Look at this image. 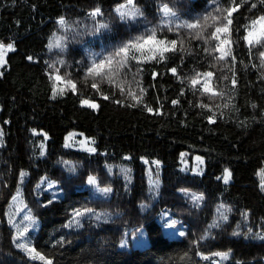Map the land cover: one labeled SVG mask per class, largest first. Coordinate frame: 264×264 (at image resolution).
<instances>
[{
	"label": "trees",
	"instance_id": "trees-1",
	"mask_svg": "<svg viewBox=\"0 0 264 264\" xmlns=\"http://www.w3.org/2000/svg\"><path fill=\"white\" fill-rule=\"evenodd\" d=\"M132 1L138 13L125 19L116 8L129 0H0V45L14 49L0 73V264H215L222 254L225 264H264V42L246 39L264 0ZM231 7L221 59L216 28ZM153 35L169 50L116 55ZM73 131L95 152L67 146ZM185 153L204 158L201 173L184 169ZM92 177L108 191L94 193ZM20 190L45 261L15 243L8 212ZM164 212L184 225L182 238L168 236ZM140 228L149 246L122 248Z\"/></svg>",
	"mask_w": 264,
	"mask_h": 264
},
{
	"label": "rangeland",
	"instance_id": "rangeland-1",
	"mask_svg": "<svg viewBox=\"0 0 264 264\" xmlns=\"http://www.w3.org/2000/svg\"><path fill=\"white\" fill-rule=\"evenodd\" d=\"M116 11L118 12L119 15H121L125 19L134 18L136 16V14L138 13V10L135 7V4L132 0H131V3L128 2L126 4H123L119 7H117ZM257 20H259V19H257ZM168 21H170V20H168ZM252 25H253V23L250 25V27L248 29V34H249L250 29L252 28ZM256 29L257 30L260 29L259 24L256 25ZM221 36H222L221 41H226V43L222 44L221 51H226V52L230 51L229 41L227 40L228 35L226 33H223V35H221ZM158 42H159V40H155L154 42H149L148 44L142 46L139 51L137 50L139 52L140 58H142L143 60H150V59H152L151 57L153 55L156 56V54L158 52L159 53L163 52V49L165 47L169 48V45H170L169 43L163 41L164 44H159ZM1 45H3V44H1ZM3 46H4L3 48H0V55L3 56L5 63L2 66H0V73L4 72V69L6 66V56H7L8 52L10 51V50H6L7 49L6 45H3ZM206 81H207V88L209 89L208 91H212L213 86H212L211 77L207 76L206 78H204L201 81V86L205 89V82ZM63 90H64V86L62 85V83H58L56 86V93L59 94V93L63 92ZM85 105H96V106H98L97 103H94L91 101H88V103ZM94 108H97V107H94ZM0 142H1V130H0ZM66 144H67V146L72 147V148L85 150V151H88L91 153L95 152V140L91 137H87L85 134H83L81 132L73 131V132L69 133L67 135V138H66ZM42 149L43 150L45 149V144H42ZM182 163H183L184 169L192 170L195 173H201L204 169V166H205V162H204L203 157L196 155L193 158H190L188 156V153L183 154ZM150 169H151L150 175H151V179H152V186L154 188H156V187H158V182H157V179L154 177V172L152 171L151 167H150ZM120 170H121V174L126 176L127 172H126L125 168L121 167ZM229 173H230V171H228L226 173V176ZM230 177H231V174H230V176H228L227 179H229ZM257 179L259 180L261 190L264 193V168L258 172ZM90 182L92 183V190L94 191V193H96L97 195H102L105 192L104 188L97 185V181L94 177L91 178ZM55 185H56V183L54 181H50L49 187L52 191L55 190V188H54ZM49 187H46V188L48 189ZM55 193L58 194L57 189L55 190ZM189 195L190 196L192 195L193 199L200 197L199 194H195L193 192H189ZM8 215H9L10 224L15 231V243H16L17 247L20 244H24V245H27L28 249H34L33 237L38 230L39 221L36 217H34L32 215V213L30 212V210L26 206L24 199L21 196V190L13 198L11 206L9 207ZM86 215H88V216L92 215V212L85 213L84 215L79 213L77 218H76V221H82L83 217ZM161 221L163 222L166 233L168 234L169 237H171V238H182L183 237L184 225L179 222L177 216H174L170 213L164 212V214L161 217ZM148 246H149V239H148L145 228H140L134 232L127 233L125 235L122 243H121V247L126 248V249H132V248L144 249ZM18 248L21 249L22 251H24L25 253H27L34 260L45 261V259L39 258V256H42V255L39 252H37L36 250H35V253H38L39 256H36L35 253L30 255L29 251H27L25 248H22V247H18ZM227 259H228V255L222 254L219 256V260H216L214 262H215V264H225V261Z\"/></svg>",
	"mask_w": 264,
	"mask_h": 264
},
{
	"label": "snow or ice",
	"instance_id": "snow-or-ice-1",
	"mask_svg": "<svg viewBox=\"0 0 264 264\" xmlns=\"http://www.w3.org/2000/svg\"><path fill=\"white\" fill-rule=\"evenodd\" d=\"M129 3H131V0H129ZM237 7H231V8L226 10L227 11V16L225 17V19H226L227 23L222 28L221 27L216 28V33H227L228 32V25L231 24L230 17L232 15V12L237 10ZM96 11L98 13L99 9H97ZM164 11H165L166 14H169V15L172 14L171 10L168 9L166 6H165ZM61 23H63V21H61ZM257 24L260 25V29L259 30L256 29V25ZM186 27L196 28V27H198V25H196V24H187ZM213 38L214 39H219V36L214 33L213 34ZM246 39L248 40V43L250 45L264 42V17H260L259 20L253 21L252 28L250 29L249 34L246 37ZM154 41H155V37L153 35V36H150L148 38V40L144 41V43H149V42H154ZM158 43L159 44H164L163 41H159ZM224 43H226V41H221V44H224ZM175 46H176V42L172 41L171 42V49L175 50ZM3 47H4L3 45H0V48H3ZM141 47H142L141 43H136V44H133V45H130V46H125L124 48L120 49V51L116 55L120 56L121 54H124L125 56H127L128 52L130 51V48H135L136 50L139 51L141 49ZM6 50H14V49H13V46L11 44H9V45H7V49ZM168 50H169L168 47H165L163 49V51H168ZM217 50H221L220 49V45H217ZM229 54H230V51H227V52L226 51H221V56L219 58L223 59L226 56H228ZM161 55H162V53H161ZM261 55L264 56V53H261ZM151 58H155V55H153ZM29 59H31V58H29ZM133 59H135V57H133ZM4 63H5V61L3 59V56L0 55V66H2ZM106 64L108 66H111L112 58H109L108 61H106V62H101L100 64L94 65V67L92 69H90V72H95L97 75H100L103 72V70L105 69ZM171 71L173 73H175L176 70L172 69ZM205 75L208 76V77H211L212 73H206ZM192 83L193 84L198 83V79L193 80ZM233 83H235V81H233ZM74 87L75 86L73 85V88ZM93 87H96V85L94 84ZM205 90L206 91L209 90L207 88V81L205 82ZM132 95L134 96V94H132ZM105 99H107V97H105ZM84 103L87 104L88 101H84ZM89 106L97 107L96 105H89ZM148 110L152 111V109H148ZM228 176H230V173L225 177V181H227ZM104 191H108V190L105 189ZM18 247L25 248L27 251H29L30 255L35 253V249H28L27 245L20 244V245H18ZM35 255L39 256L38 253H35ZM224 255H226V254H224ZM39 258L40 259H44V257H42V256H39ZM47 264H51V261H48Z\"/></svg>",
	"mask_w": 264,
	"mask_h": 264
}]
</instances>
